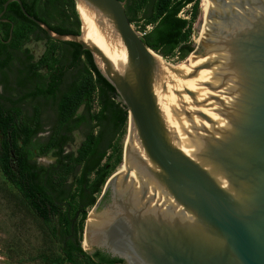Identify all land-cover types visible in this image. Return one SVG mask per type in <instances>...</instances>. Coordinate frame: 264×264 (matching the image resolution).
<instances>
[{
  "label": "water",
  "instance_id": "95a60500",
  "mask_svg": "<svg viewBox=\"0 0 264 264\" xmlns=\"http://www.w3.org/2000/svg\"><path fill=\"white\" fill-rule=\"evenodd\" d=\"M14 1L50 38L88 50L127 110L121 164L83 221L87 251L125 264H264V0H199L197 59L163 67L124 0L74 5L120 41L119 65L81 22L57 32Z\"/></svg>",
  "mask_w": 264,
  "mask_h": 264
},
{
  "label": "trees",
  "instance_id": "16d2710c",
  "mask_svg": "<svg viewBox=\"0 0 264 264\" xmlns=\"http://www.w3.org/2000/svg\"><path fill=\"white\" fill-rule=\"evenodd\" d=\"M198 1L124 0V10L130 22L141 19L136 29L146 46L162 57L174 52L178 60H184L193 50L190 35ZM21 3L29 14L57 32L79 31L75 0ZM187 3L188 18L178 14ZM3 14L13 21V48H21L23 38L45 41L36 60L27 47L18 55L9 46L0 47V171L35 215L45 223L52 218L57 223L51 232L56 234L59 252L38 257L42 264H123L120 257L99 248L83 249L80 239L87 207L120 162L117 137L127 121L126 107L88 50L76 42L47 36L22 14L14 0L6 4ZM146 23H151L148 29ZM8 26L3 38L8 36ZM80 105L83 109L77 113ZM81 123L88 127L83 139L74 151L65 150L71 131ZM42 131L46 134L39 138ZM45 154L52 155L53 161H35Z\"/></svg>",
  "mask_w": 264,
  "mask_h": 264
},
{
  "label": "rangeland",
  "instance_id": "374dc122",
  "mask_svg": "<svg viewBox=\"0 0 264 264\" xmlns=\"http://www.w3.org/2000/svg\"><path fill=\"white\" fill-rule=\"evenodd\" d=\"M189 10L190 3H187L179 10L178 14L188 18ZM140 23L141 19L131 22L134 28H137L138 24ZM194 24L195 21L192 23L193 32L190 35V39L193 44V50L189 53V55L187 54L188 56L197 54L194 44ZM150 26L151 23H146L144 28L148 29ZM21 46L27 47L32 54V59L36 60L45 48V41L44 39H34L31 37L26 39L23 38ZM153 52L159 55L166 62L171 61L184 64L188 59L187 56L186 58L184 57L185 59L183 58L184 60L181 59L182 61L178 60L174 52L168 57H162L157 52ZM40 70L43 71L42 68H40ZM94 108L95 105L92 104V109ZM82 109L83 106L80 105L76 112L79 113L82 111ZM87 129L88 127L86 123H81L78 127L73 129L71 131V140L66 143L64 149L74 151L80 141L83 139V134ZM127 131L128 126L126 121L121 136L117 137V139L119 138L118 142L121 146L120 162L115 165L111 173L117 170L121 164L122 147L123 142L127 137ZM45 134L46 131L39 132L38 137L42 138V136ZM35 161L37 163L47 164L53 161V156L50 154L36 156ZM93 208L94 207L92 205L87 207V212H90ZM52 227H57V223L54 218L45 223L40 217L35 215L26 206L25 201L22 199L16 188L4 178L0 171V264H42V259L38 257V254L45 253L53 255L58 253L60 250L59 244L56 241V234L53 235L51 232ZM80 244L83 249L88 250L89 246L84 245V241L82 240V232Z\"/></svg>",
  "mask_w": 264,
  "mask_h": 264
},
{
  "label": "bare ground",
  "instance_id": "6f19581e",
  "mask_svg": "<svg viewBox=\"0 0 264 264\" xmlns=\"http://www.w3.org/2000/svg\"><path fill=\"white\" fill-rule=\"evenodd\" d=\"M76 9L78 11L80 21H81L82 36L86 39L93 41L95 44H97L102 49V51L107 55V57H109L116 65H119L121 61L125 58V50L123 46L121 45L120 41L112 37L111 34L101 30L95 23L92 14L78 2L76 3ZM152 53L155 56V58L161 63V66L163 67L166 61L163 60L156 53L154 52ZM187 58L188 59L184 63L185 65L197 59V58H194L193 56H188ZM128 131H127V134H128ZM93 217H94V214H92L91 212L87 216L90 222Z\"/></svg>",
  "mask_w": 264,
  "mask_h": 264
},
{
  "label": "flooded vegetation",
  "instance_id": "af4514ba",
  "mask_svg": "<svg viewBox=\"0 0 264 264\" xmlns=\"http://www.w3.org/2000/svg\"><path fill=\"white\" fill-rule=\"evenodd\" d=\"M0 18H3V19H0V47H5V46H9V50L10 52L12 53H15V54H19V51H21V49L23 48V46L21 48H18V49H15L13 48V46L11 45L12 44V40L10 38V30H11V26L13 25V21L6 15L3 14V11L2 13L0 14ZM9 25L8 26V36L7 38H3L4 36V33H5V30L7 29L6 25ZM2 82L0 81V91L2 89ZM2 99V98H1ZM105 191V190H104ZM104 191L101 190V192L98 194V196L96 197V200H95V207L96 208H99L102 204V201L104 199ZM93 205V204H92ZM97 248V247H96ZM95 249V248H94ZM93 249V250H94ZM101 249V248H99ZM103 250V249H101ZM107 252V251H106ZM109 253V252H108ZM110 254V253H109ZM111 255V254H110ZM115 256V255H114ZM122 259V258H121ZM123 260V259H122ZM123 264H125L124 260H123Z\"/></svg>",
  "mask_w": 264,
  "mask_h": 264
}]
</instances>
